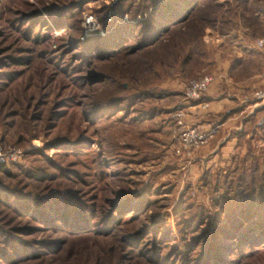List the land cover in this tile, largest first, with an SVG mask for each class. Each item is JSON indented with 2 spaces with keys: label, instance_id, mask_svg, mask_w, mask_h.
<instances>
[{
  "label": "rangeland",
  "instance_id": "1",
  "mask_svg": "<svg viewBox=\"0 0 264 264\" xmlns=\"http://www.w3.org/2000/svg\"><path fill=\"white\" fill-rule=\"evenodd\" d=\"M209 1L218 8L201 37L209 54L198 75L232 60L233 39L251 38L246 18L264 32V0ZM153 2L0 0V151L21 152L0 160V264H204V251L225 241L219 264H264V243L232 244L221 234L231 215L248 210V197L257 199L259 188L264 196L262 106L242 117L226 147L205 155L207 142L184 163L171 151L169 114L183 107L193 126L182 87L194 76L178 58L153 59L155 45L138 31L110 44L84 40L128 24ZM250 56L241 77L262 61ZM39 202L56 215H81V225L53 214L36 221Z\"/></svg>",
  "mask_w": 264,
  "mask_h": 264
},
{
  "label": "trees",
  "instance_id": "2",
  "mask_svg": "<svg viewBox=\"0 0 264 264\" xmlns=\"http://www.w3.org/2000/svg\"><path fill=\"white\" fill-rule=\"evenodd\" d=\"M197 1L198 0H154L153 4L148 6V10H145L144 13L137 14V17L135 16L136 19L132 17L133 21L135 20V29H131V23L133 21H129L128 24L122 23L120 25H114L111 28L109 27V31L104 37L95 36L92 39L85 38L84 40L87 42L90 40L92 43L100 42L102 45L104 43L110 44L115 43L119 38L128 37L130 34H135L138 31V33L143 36L141 42H145L147 39L148 43L146 44L155 45L148 49L152 50L153 48L152 51H156V56H154L153 59L159 62L162 60L161 57H165L167 59L170 58L173 63H176V59L178 58L180 61L178 62L180 70H186L190 77L197 76L198 69L206 63L209 54V48H206L201 41V37L207 26L213 27L212 25L215 23V14L218 8V4L215 2L202 0L203 2L199 4ZM254 18V16L246 18L245 21L248 30L247 34L250 37L260 33V29H258L259 26L255 25ZM164 31L168 32L166 38H163V35L161 34ZM146 47L149 46L146 45ZM158 49L161 51L160 53ZM149 59L150 58H147L144 62L150 61ZM232 61L235 68L229 69L228 75L231 80L238 81L242 78L239 69H244L245 65H243V61H241L240 57L235 58ZM171 63L166 64L173 68L174 64ZM259 128L261 132H264V122L260 123ZM0 166L3 167L2 164H0ZM1 169L4 170V168ZM261 191L262 190L259 188V191L257 192L258 198L255 200L248 197L246 202L248 210L242 213V215H231V223L229 224V227L221 232L224 239H233L232 244H236L237 241L240 245L247 244L249 247L264 243V220L261 218V216H264V196L260 194ZM228 204L234 206L233 201ZM237 205V210L241 209V203H238ZM256 205L259 206L257 208L258 213L256 214L259 218L253 220L254 216L251 217L252 214L250 208H254ZM55 208V206L50 205L49 203L44 204L39 202L38 207L35 208V213L30 215L36 221L43 224H47V221L49 222L52 220L51 218L53 217H51V215L53 214L55 220L61 221L65 223V225H71L73 227L78 226V224L81 225V215H79V217L74 215V217L68 208H62V211L56 215ZM72 217H74V219L69 222V219ZM111 218L112 220L116 219L114 221L117 222V218H113L112 215H110L109 219ZM51 225L54 226L56 224L52 221ZM225 242L229 243L227 241ZM226 243L217 248L215 246L214 249L210 248L209 250L204 251L202 263L219 264L218 260H225V257L222 256V254L228 251V248H224ZM25 251L29 253V250L25 249Z\"/></svg>",
  "mask_w": 264,
  "mask_h": 264
},
{
  "label": "crops",
  "instance_id": "3",
  "mask_svg": "<svg viewBox=\"0 0 264 264\" xmlns=\"http://www.w3.org/2000/svg\"><path fill=\"white\" fill-rule=\"evenodd\" d=\"M262 24H264V19L262 20ZM259 35H262L264 39V32ZM259 35L246 39L243 37L233 39V45L235 44L238 49L232 54V60L240 57L241 61L245 62L246 59L251 58L250 55L254 54L262 57L261 63L255 66V69L251 73L243 76L238 81L231 80L228 75L229 69L235 68L232 60L229 61L225 57L221 65L207 64L208 68L205 70L214 76L201 97L206 102L207 107L202 109L195 102H191L192 108L189 110L191 113L189 120L193 123V126H196L200 130L208 129L210 126L214 128L213 136L204 148L205 155L216 151L217 147L222 149L229 142H232V139L228 137L229 133L232 130L240 129L245 124L243 120L241 121L243 116L252 113L258 106H262L261 111H264V102L241 101L243 96L250 94L255 88L264 86V46L262 48L254 46V38ZM218 38L219 36H217L216 41H218ZM238 103L237 112H230V110L238 106Z\"/></svg>",
  "mask_w": 264,
  "mask_h": 264
},
{
  "label": "built area",
  "instance_id": "4",
  "mask_svg": "<svg viewBox=\"0 0 264 264\" xmlns=\"http://www.w3.org/2000/svg\"><path fill=\"white\" fill-rule=\"evenodd\" d=\"M94 24V20L91 15H84V26L91 28ZM254 46L262 48L264 46V39L262 37L254 38ZM213 74L204 73L198 76H194L186 81L182 87V99L183 102H195L199 108H206L207 104L201 99L203 93L207 90L209 83L213 80ZM241 101L244 102H264V86L255 88L250 94L243 96ZM189 104H187V107ZM185 109L179 107V109H173L169 118L172 120L173 127L172 133L175 136V142L171 147L174 155L177 158L185 162H189L196 152V149L206 144L213 136V126L208 129L200 130L196 126H191L185 120ZM20 150L13 147L6 151H0V160L11 162L16 160L20 155Z\"/></svg>",
  "mask_w": 264,
  "mask_h": 264
}]
</instances>
